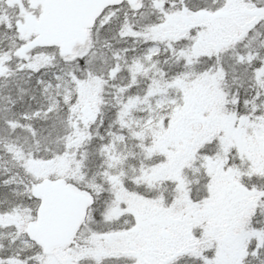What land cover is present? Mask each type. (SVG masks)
Segmentation results:
<instances>
[{
  "label": "trees",
  "instance_id": "1",
  "mask_svg": "<svg viewBox=\"0 0 264 264\" xmlns=\"http://www.w3.org/2000/svg\"><path fill=\"white\" fill-rule=\"evenodd\" d=\"M205 12L211 17L201 18ZM10 30L12 35L4 37L6 40L0 47H7L12 57L1 71L3 80H0V208L23 206L14 196L15 188L22 184L28 187L22 199L29 205L33 183L42 178H64L71 188L92 198L87 218L68 241L79 240L78 233L89 219L92 231L89 241L98 229L111 235L125 228L132 218L129 213L122 218H105L113 205L121 204L134 214L133 209L141 206L140 199H148L153 193L160 194L164 202L174 203L168 216L179 214L185 205L175 202V182L161 178L158 171L162 159L156 150L152 151L151 145H142L155 144L157 136L152 131L155 127L145 128V135L140 137L137 127L126 124L136 114L130 107L133 102L141 103L163 93L171 95L176 106L162 117L165 122L178 110L182 90L186 89L192 94L191 101L202 103L206 116L208 112L223 117L261 114L264 80L259 72H264V0H128L104 10L89 30L85 43L75 45L66 55L57 47H47L34 48L19 56L15 50L24 39L15 26ZM150 48L155 50L147 60L144 55ZM34 57H47L48 61L35 69L30 66ZM58 74L84 79L90 84L93 100L90 109L84 104L70 110L68 105L76 101L71 99L45 116L24 117L54 104L47 83ZM195 131L199 136L194 134L191 143H187L196 147L195 156L201 155L198 151L210 157L224 154L222 131H205L193 124L190 132ZM117 139L128 144L119 177L120 197L108 188L109 176L103 165L107 144ZM61 152L63 157L59 156ZM55 153L54 159H62L65 165L77 169L82 181L89 179L100 184V192L96 194L87 184L78 183L71 173L30 169L33 160L51 158ZM241 182L247 195L244 212H238L242 221L239 227L260 231L262 235L261 243L254 240L247 244L244 264H259L264 257V216L260 215V208L264 211V176L243 175ZM186 189L196 205L199 200L202 204L220 200L213 188L196 190L190 185ZM169 221L170 218L161 221L160 228ZM188 224L190 228L194 223ZM183 227L182 223L180 228ZM175 228L182 230L178 225ZM190 229L191 245L177 244L165 263L156 264H219L213 254L214 240L204 238L205 227L196 225ZM111 248L108 245L107 250ZM131 251L106 252L100 254L99 260L87 258L79 264H134Z\"/></svg>",
  "mask_w": 264,
  "mask_h": 264
},
{
  "label": "rangeland",
  "instance_id": "2",
  "mask_svg": "<svg viewBox=\"0 0 264 264\" xmlns=\"http://www.w3.org/2000/svg\"><path fill=\"white\" fill-rule=\"evenodd\" d=\"M211 15L205 12L200 17L206 18ZM16 18L15 7L9 5L8 0H0V47L6 40L4 37L12 35L10 29L14 27L12 23ZM154 50V48H150L144 55L145 59H150ZM11 58L7 47L0 48V80H3L1 71L6 69ZM47 61V57H34L30 66L36 69L41 65H46ZM259 76L264 80V72L260 71ZM52 78L51 83L49 82L47 85L51 96L54 97V104L43 111L38 110L24 117L45 116L48 112L58 110L59 104L68 103L71 99L76 101L68 105L70 110L84 104L87 109H90L93 100H91V86L86 80L62 74L53 75ZM4 85L6 87V84ZM181 88L183 89L182 84ZM191 99L192 94L183 89L178 110H175L174 115L165 122L162 117L171 107L176 106V100L171 98V95L163 93L141 103L133 102L130 107L136 114L126 120V124L138 128L140 137L145 135V128L151 125V127H155L152 129L153 134L157 136L155 144L142 145L153 146L152 151L156 150L157 155L162 159L158 171L161 178L175 182V191H177L175 202L178 205L185 202L179 214L177 212L174 214L175 216H168L172 213L171 206H174V203L164 202L160 194L153 193L148 199H140L141 206L136 204V210L133 209L134 214L129 212L126 207L123 208L121 204L110 207L105 218H110V216L122 218L128 213L132 217L128 225L121 231H114L113 234L108 235L98 229L97 232H94L97 233L96 236L89 241V233H92L90 225L88 226L91 220L89 219L81 232L78 233L79 240L66 241L48 253L41 247L37 248L26 234V224L34 220L33 208L37 207L38 201L32 198L29 200V205H26L28 203L22 199V194L28 193V187L22 184L15 188V194H13L18 201L22 202L23 206L11 210H3L2 208H6L4 206L0 208V264H79L87 258L99 260L101 259L100 254L105 255L106 252L115 250L121 252L126 249L132 250L129 255L132 256L134 264H137L138 261L141 264H156L157 261L165 263L167 260L165 258L177 244L191 245L193 238L190 228L196 225H200L201 228L205 227L204 238L214 240L216 246L213 254L216 259H219V264H244L245 256L248 253L246 251L247 244H251L254 240L261 243L262 240L260 231L251 232L239 227L242 221L238 212H244L243 208L246 207L244 197L247 195V190L241 182L243 175L264 176V101L261 105V114L256 117L249 115L223 117L214 112H208L206 116V110L203 109L202 103L198 100L191 101ZM86 101L89 103L87 104ZM193 124L197 128L202 126L205 131L223 132L222 137L226 151L221 157H210L201 151H198L201 155L195 156L196 147L187 144L191 143V136L200 134L197 131L190 132ZM118 140L107 144L106 160L103 161V165L105 174L109 176L107 177L108 188L113 195L116 194L120 197L122 184L119 177L122 176L124 154L128 144H121L122 142ZM51 156V158L33 160L30 169L44 173L54 169L71 173L78 183L87 184L96 194L100 192V184L89 179L82 181L77 169H74L73 166L68 167L62 159H54L53 156H56V153ZM59 156L63 157V152ZM196 160L199 163H194ZM118 169L119 171H117ZM201 181H205L206 184L201 185ZM190 185L196 190L199 187L204 191L205 188H213L220 200L216 199L211 203L205 201V205L199 200L197 207L187 193L186 188H189ZM28 196L30 195L28 194ZM236 212V217H233ZM263 213L264 211L260 208V215L264 216ZM188 216L195 217L198 221L191 220L192 218ZM166 218H170V221L163 222L165 226L162 225L164 228L161 229V221ZM185 220L194 224H190L189 228V224L184 222ZM171 221L174 223L173 225H171ZM182 223L185 225L184 230L180 228ZM177 225L182 230L175 231ZM162 231L167 232V235H161ZM170 232L173 234L171 235ZM83 234H85L84 237L87 236V240L83 239ZM3 239H6L7 243H3ZM132 244L133 246H131ZM108 245H111L112 248L107 250ZM92 250L102 252L98 254ZM259 262V264H264V257H261Z\"/></svg>",
  "mask_w": 264,
  "mask_h": 264
},
{
  "label": "water",
  "instance_id": "3",
  "mask_svg": "<svg viewBox=\"0 0 264 264\" xmlns=\"http://www.w3.org/2000/svg\"><path fill=\"white\" fill-rule=\"evenodd\" d=\"M27 1L32 9L40 6L41 12L37 17L27 13L23 22H17V31L21 35H33L17 49L20 54L33 47L52 46H58L61 54L69 53L76 43L86 41L87 29L94 25L107 7L126 0ZM31 193L40 199V204L36 222L29 223L26 232L45 252H50L52 247L61 245L79 227L91 198L71 189L63 178L42 179L32 185Z\"/></svg>",
  "mask_w": 264,
  "mask_h": 264
},
{
  "label": "flooded vegetation",
  "instance_id": "4",
  "mask_svg": "<svg viewBox=\"0 0 264 264\" xmlns=\"http://www.w3.org/2000/svg\"><path fill=\"white\" fill-rule=\"evenodd\" d=\"M40 10H41V9H40ZM25 15H26V14L23 15V11H21V12L19 13V19H22L23 17H25Z\"/></svg>",
  "mask_w": 264,
  "mask_h": 264
}]
</instances>
